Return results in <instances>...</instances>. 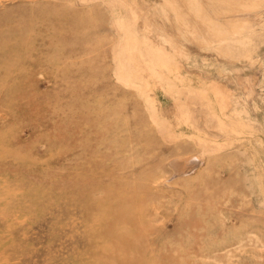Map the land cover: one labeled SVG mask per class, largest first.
I'll return each mask as SVG.
<instances>
[{
  "label": "rangeland",
  "instance_id": "obj_1",
  "mask_svg": "<svg viewBox=\"0 0 264 264\" xmlns=\"http://www.w3.org/2000/svg\"><path fill=\"white\" fill-rule=\"evenodd\" d=\"M0 264H264V0H0Z\"/></svg>",
  "mask_w": 264,
  "mask_h": 264
}]
</instances>
